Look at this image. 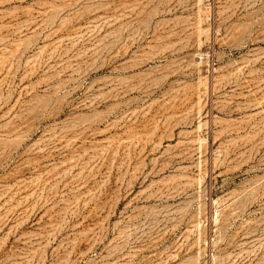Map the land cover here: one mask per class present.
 <instances>
[{"label":"rangeland","instance_id":"1","mask_svg":"<svg viewBox=\"0 0 264 264\" xmlns=\"http://www.w3.org/2000/svg\"><path fill=\"white\" fill-rule=\"evenodd\" d=\"M0 264H264V0H0Z\"/></svg>","mask_w":264,"mask_h":264}]
</instances>
